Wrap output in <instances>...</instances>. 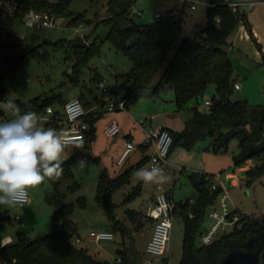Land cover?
<instances>
[{
    "label": "rangeland",
    "instance_id": "1",
    "mask_svg": "<svg viewBox=\"0 0 264 264\" xmlns=\"http://www.w3.org/2000/svg\"><path fill=\"white\" fill-rule=\"evenodd\" d=\"M47 1L55 2L56 0ZM187 2L194 4L195 10H190L186 15L182 34L176 44L177 48L183 39L192 37L194 31L201 30L206 26V9L210 0H138L134 10L139 11L141 15L135 16L134 21L139 25H149L154 22L156 14L164 19L168 11L176 6L179 9L183 8L184 3ZM242 5V10L246 9L248 13L252 12V6L245 3ZM67 11L73 16H82L83 21L72 24L71 17L63 14L57 17L55 27L39 31L28 29L20 17L12 21L13 36L8 40V43L13 44L14 47L7 57L0 52V99L6 97L26 102L36 97L58 95L64 100L75 97L89 100L93 95H102L103 88L115 93L118 86L120 87L119 96L123 97L125 81L123 75L118 76V74H125L130 62L120 50L105 39L108 28L102 21L107 16L106 0H72ZM250 20L254 24L256 32L261 30L260 27L264 25L261 18L256 17L254 21ZM87 21L89 23L96 21L93 24V30H89V32L84 28ZM247 22L251 25L248 15ZM244 27L247 38L238 41L232 38L233 45L227 49L233 68V77L241 88L232 92L231 100L247 101L252 106L264 109V55L259 45L258 34L251 33L253 31L249 32L245 25ZM76 30H79V34L87 36L91 41L97 38L98 53L82 67L79 81L74 84L71 80L74 58L70 44L80 39ZM31 32L40 33L42 40L39 47L34 48L22 39L24 35ZM90 33L91 35H89ZM172 53L162 65L158 76L166 67ZM158 76L136 101L130 103L125 111L120 112L122 114L116 118L120 133L116 137H107L104 134L105 123L101 117L99 118L95 125V154L92 153L93 157L98 159L97 161L86 156L84 145L83 149L72 148L69 150L67 160L72 159L71 175L64 174L60 177L59 191L64 194V197L57 205L49 204L46 200L53 192V187L50 180H45L42 185L30 192V196L34 198L35 202L31 211L25 212L26 206L12 208L0 206V213L6 214L10 218L0 222V238L10 235L16 240L20 235L28 239H36L52 232L55 230L52 218L54 210L71 202L74 203V209L70 220L77 225V237L81 238L79 244L76 243L77 238L74 239V244L77 247L84 248L89 244L88 237L90 235L94 236L100 231L112 229L105 210L96 202V189L100 174L106 171L108 175L114 176L125 168L135 165L139 161V156L144 155L139 148H136L129 154L123 165H117V160L125 149L124 126L131 125L133 129H138L137 124L144 123L145 132H151L157 131L159 124H167L164 126L175 133H180L193 116L194 111L191 108L196 107L198 112L207 113L210 106H206L205 101H211L216 96L214 85H209L197 103H191L188 108L179 110L173 89L165 88L158 93L153 92ZM60 106L58 103L51 105L52 108ZM151 117H153L152 127L146 121ZM141 120L145 122H141ZM211 143V139H205L190 148L176 145L170 151L168 158V162L172 164L165 173L170 177L168 182L164 184L142 182L140 194L133 197L135 187L139 183L133 178L128 185L119 189L112 196L111 200L117 206L115 216L124 226L133 230L136 247L139 251L146 248L145 240L148 231L144 229V231L135 232L136 230L133 229L135 224L129 221L127 211H144L151 195L158 191L159 185L163 191L171 192L175 203L193 198L194 189L188 177L192 173H207L219 178V181L215 182L229 191L230 210H236L248 216L262 214L264 178L248 185L245 171L234 166V158L240 154L237 139L230 142L228 150L224 153H214ZM151 150L146 152L149 153ZM80 160L86 161L85 167L77 166V162ZM142 167H148L147 163ZM80 198L84 200V206L79 205ZM48 207H52L53 210L47 212ZM213 207L219 208L217 203ZM209 212L210 209L207 211L202 230L208 229L212 225ZM140 222H143V218L140 219ZM140 229H143V226ZM114 235L112 241L91 242L90 244L92 250L99 251L100 254H107L106 264H114L117 259L115 249L121 247L120 234ZM182 238L183 223L180 216L175 213L167 249L170 264H179ZM197 244L199 245L198 240Z\"/></svg>",
    "mask_w": 264,
    "mask_h": 264
},
{
    "label": "trees",
    "instance_id": "2",
    "mask_svg": "<svg viewBox=\"0 0 264 264\" xmlns=\"http://www.w3.org/2000/svg\"><path fill=\"white\" fill-rule=\"evenodd\" d=\"M5 1L16 6L21 13L46 10L56 18L63 14L70 16L72 24L83 21L82 16H73L67 11L72 0ZM137 1L106 0L108 17L102 21L108 28L105 39L120 50L131 64L129 71L123 75L125 88L121 99L125 101L126 107L142 95L173 52L166 67L159 74L153 92L158 93L165 88L173 89L179 110L188 108L191 103H197L209 85H214L216 96L210 101V110L207 113L198 112L196 107L191 108L194 111L193 116L180 133L164 129L172 136L171 150L176 145L190 148L199 141L211 139L214 153H224L230 142L237 139L240 154L234 158V166L242 168L248 162L252 163L245 170L248 185L264 178V109L252 106L247 101L231 100L236 82L227 49L236 29L240 25L248 24L247 11L238 6H230V3H234L233 0H210L206 9V26L194 31L192 37L183 39L176 48L187 15L185 8L179 9L176 6L167 12L164 19L155 17L151 24L139 25L130 16ZM216 17L219 22L215 20ZM12 21L0 8V52L5 57L14 47L8 43L13 36ZM97 42V38L90 42L85 36L70 44L74 58L71 77L74 84L79 81L82 67L98 53ZM80 100L86 108L89 107V103ZM95 100L101 108L105 107L106 104L101 99ZM15 102L22 111L31 110L40 114L54 103L64 105L66 100L53 95ZM100 117V113L90 111L85 118L89 131L83 142L84 153L93 161L98 160L92 156L90 150L95 138V125ZM237 129L242 130L234 134ZM71 160L64 162L62 175H71ZM147 162L148 158L143 157L137 164L126 168L114 178L103 171L98 180L96 202L105 210L112 231L121 236V248L116 251L121 264H142L144 255L136 248L132 237L133 230L116 218L117 206L111 198L119 189L128 185L133 178L132 173ZM188 177L194 196L174 203L173 209V215L177 213L183 223L179 264H257L264 253V214H243L239 228L221 235L209 245H198L197 240L203 232L207 211L217 203L221 187L217 184L216 189H212V185L216 183L212 175L192 173ZM50 181L53 192L46 200L49 204L57 205L64 197L59 191L60 179ZM140 190L141 184L135 187L132 196H138ZM78 202L80 206L85 204L81 198ZM73 209L74 203L71 202L54 210L52 218L55 230L52 232L36 239L18 235L16 240L0 247V261L3 264H103L85 249L74 244L78 231L77 225L70 220ZM126 214L129 221L135 224V230L151 221L133 210H128ZM141 218L143 222H140ZM9 219L6 214L0 213V222Z\"/></svg>",
    "mask_w": 264,
    "mask_h": 264
},
{
    "label": "built area",
    "instance_id": "3",
    "mask_svg": "<svg viewBox=\"0 0 264 264\" xmlns=\"http://www.w3.org/2000/svg\"><path fill=\"white\" fill-rule=\"evenodd\" d=\"M246 4L248 6H253L256 3L250 2ZM229 5L232 7L243 6L242 4L237 3H230ZM187 6L191 10L195 8V5L190 2L187 3ZM0 8L11 20L20 17L25 26L33 31H39L44 28H53L56 25V16L46 10H30L28 12L21 13L17 10L16 6L5 0H0ZM140 15L141 13L134 10V8L130 12V16L133 18ZM156 18H159V15H156ZM215 20L219 22V18L216 17ZM76 33L79 34V30H76ZM79 37L84 38L85 35L79 34ZM234 88L235 90H238L240 89V86L235 84ZM110 95V91L105 88L102 89L101 100L106 104L105 108L108 112H121L127 109L126 103L123 99H116L110 97ZM5 99L7 98L2 97L0 101ZM205 105L209 106L210 101H205ZM89 112L90 111L85 107L83 102L76 98L65 103L63 113L56 111L52 107H46L39 116L41 117V122L45 127H51L59 131H63L67 133L70 139L77 141L82 140L84 142L89 131V126L85 121ZM9 119H11V117L2 112L0 115V122L7 121ZM140 127L144 130L145 124H140ZM103 132L107 137H116L120 133V127L117 121L111 120L108 122L103 128ZM172 143V136L167 130L163 129L151 132H145L144 130L143 145L153 148V152L148 158V167H151L153 162H155L158 163L166 173ZM136 148L137 146L134 143L127 140L125 142V149L117 160V165H123L129 154ZM216 187L217 183L212 185L213 190H215ZM157 189L158 191L155 195L153 206L148 212V218L153 222V231L149 241L147 242L145 253L146 255L152 257L150 264H170L166 261V259L168 257L167 249L170 231L173 225L174 203L170 200L168 192L163 191L160 185ZM229 201V191L224 187H221V193L217 200L219 208H210L209 218L212 220V225L200 234L198 238L199 245H209L221 235L229 233L241 226L243 214L236 210H230L228 205ZM262 214H264V209L262 210ZM190 217L192 216L190 215ZM93 239L98 242L112 241L114 239V234L112 232L100 231L93 236ZM12 241L11 237H4L1 240L0 247L8 245ZM0 264L3 263L0 261ZM114 264H121V259L117 258L114 261ZM257 264H264V253L261 254L260 260Z\"/></svg>",
    "mask_w": 264,
    "mask_h": 264
},
{
    "label": "clouds",
    "instance_id": "4",
    "mask_svg": "<svg viewBox=\"0 0 264 264\" xmlns=\"http://www.w3.org/2000/svg\"><path fill=\"white\" fill-rule=\"evenodd\" d=\"M0 112L11 117L0 122V206L23 207L29 202L30 192L45 180L60 179L69 150L83 149V141L45 127L38 113L22 111L14 99L0 101ZM85 165L84 160L77 162L80 168ZM132 175L144 183L164 184L170 179L155 162Z\"/></svg>",
    "mask_w": 264,
    "mask_h": 264
},
{
    "label": "crops",
    "instance_id": "5",
    "mask_svg": "<svg viewBox=\"0 0 264 264\" xmlns=\"http://www.w3.org/2000/svg\"><path fill=\"white\" fill-rule=\"evenodd\" d=\"M250 2H255L256 4L255 5H253L252 6V8H253V10H252V12H250V13H248L247 12V15H248V18H249V22L251 23V25L248 23L247 25H245L246 27H247V30L249 31V32H251V31H253V32H251V33H255V34H258L257 35V37L259 38V41H260V43H259V45H260V47H261V51H262V53H263V55H264V25H263V23L262 22H264V2H260V1H258V0H240V1H234V3H237V4H242V3H250ZM137 3V2H136ZM188 3V2H187ZM187 3H184V8H185V11L188 9V11H186L188 14H189V11L191 10V9H189V7L187 6ZM136 5V4H135ZM134 5V6H135ZM186 7H187V9H186ZM193 10H195V8L193 9ZM243 10H246V9H243ZM247 11V10H246ZM156 15H159V14H156ZM156 15H155V17H156ZM108 17V12H107V16L105 17V18H103V20H105L106 18ZM159 17L161 18V16L159 15ZM261 18V20H262V22H261V25H263V26H259L260 28H261V30H257V32L254 30V24L251 22V20L250 19H252L253 21H254V19L255 18ZM96 21H98L97 19H95ZM95 21V22H96ZM95 22H86V25L84 26V28L86 29V31L87 32H89V30H93V24L95 23ZM246 28L244 27V25H240L237 29H236V31H235V35L233 36V38L236 40V41H238V40H243L245 37H246V31H244ZM92 33V32H91ZM91 33L89 34V35H91ZM247 38V37H246ZM41 40H42V38H41ZM94 40V39H93ZM92 40V41H93ZM89 41L91 42V40L89 39ZM233 44L231 43V45H230V47L229 48H231V46H232ZM130 67H131V64L129 63V67H128V70L125 72V73H127L128 71H129V69H130ZM121 75H124V74H118V76H121ZM235 82H236V80H235ZM118 83V82H117ZM235 84H238L237 82L235 83ZM118 89H117V91L115 92V93H113V92H111L110 91V97H113V98H116V99H121L120 98V96H119V86L117 87ZM125 88V85L123 86V89ZM241 89V88H240ZM240 89H238V90H240ZM237 90V91H238ZM95 98H98V99H101L102 98V95H100V96H96V95H93V96H91L90 98H89V100H87L86 98H84V99H82L83 101H84V103H89L90 105H89V107L87 108L89 111H93V112H96V113H100L101 114V119L104 121V126L108 123V122H110L111 120H116V118L120 115V114H122V113H120V112H114V113H110V112H108L107 110H106V108L104 107V108H101L99 105H98V103H97V101L95 100ZM72 99H76V97L75 98H72ZM72 99H66V102H68L69 100H72ZM77 99H80V98H77ZM65 102V103H66ZM65 105V104H64ZM64 105H61L60 107H58V108H54L56 111H58V112H61V113H63V109H64ZM42 113H40L39 115H41ZM129 114V113H128ZM152 120H153V117H151V118H149V119H147L146 121L147 122H149V125H150V127H152L153 126V123H152ZM141 122H145V121H142L141 120ZM142 124V123H141ZM164 125H167V124H159V126H158V129H156L157 131H159V130H163V129H169V130H171L170 128H168L167 126H164ZM137 126H138V129H133L132 127H131V125L129 126V125H127V126H124V131H125V136H124V140H125V142L128 140V141H131L132 143H134L136 146H137V148H139L143 153H144V155H141V156H139L140 158H139V161L143 158V157H147V158H149V156L151 155V153L153 152V148L152 147H150V146H144L143 145V141H144V130L140 127V124H137ZM145 128H146V126H145ZM184 130V129H183ZM182 130V131H183ZM96 135H95V138H94V141L92 142V144H91V154L93 153V154H95V150H94V146H95V143H96ZM125 142H124V144H125ZM149 149H152L151 150V152H149V153H147L146 151L147 150H149ZM93 156V155H92ZM139 161H137L135 164H137ZM172 164L170 163V162H168V166H167V168L168 167H170ZM251 165H252V163L251 162H248L247 164H246V166L245 167H242V168H239L240 170H247L248 168H250L251 167ZM119 166V165H118ZM134 166V165H133ZM131 167V166H130ZM128 168V167H127ZM126 169V168H125ZM124 169V170H125ZM123 172V171H122ZM122 172H120V173H122ZM167 172V171H166ZM120 173H117V174H115L114 176H110L111 178H114V177H116L117 175H119ZM201 174H207V173H201ZM209 175V174H208ZM134 179H136L135 177H133ZM132 178V179H133ZM131 179V180H132ZM137 180V179H136ZM214 180L215 181H219V178H215L214 177ZM138 181V180H137ZM217 183V182H216ZM139 184H141V186H142V181H139V183H138V185ZM218 185H219V183H217ZM166 192H168V194H169V196H170V200L173 202V203H175L174 202V200L172 199V196H171V192L170 191H166ZM156 193H157V191L155 192V193H153L152 195H151V197H150V200L148 201V203L146 204V206H145V209H144V211H135V210H133V211H135V212H137L141 217L142 216H146L147 218H148V212H149V210L151 209V207L153 206V203H154V198H155V195H156ZM34 198L33 197H31L30 196V202L27 204V205H25L26 207H25V209H24V211L25 212H27V211H31L34 207H33V205H34ZM53 210V208L52 207H48V209H47V212H51ZM173 217H174V215H173ZM17 218V217H16ZM18 219V218H17ZM150 225V227L148 228V226ZM146 227V228H145ZM172 227H173V225H172ZM208 227V226H207ZM206 227V228H207ZM144 229H146L147 231H148V233H147V238H146V240H145V243H147V241H149V239H150V237H151V235H152V231H153V222H152V220L148 223V224H146L145 226H143V229H138V230H136L135 232H140V231H144ZM205 230H207V229H203V231H205ZM103 231H107V232H112L113 234H116L115 232H113L112 231V229H106V230H103ZM7 236H9V237H11L10 235H5L4 237H7ZM115 236V235H114ZM4 237H2V238H0V246H1V240L4 238ZM132 237H133V239H134V233L132 232ZM89 244H87V245H85L84 246V248L83 249H85L92 257H94L96 260H98V261H100V262H102L103 264H106V257H107V254H100V252L99 251H95V250H92V246H90V244H91V242H94V243H98V241H95L94 239H93V236L92 235H90L89 237ZM11 239L12 240H14L12 237H11ZM78 240V241H77ZM114 240V239H113ZM134 241H135V245H136V240L134 239ZM100 242V241H99ZM76 243H81V238H80V236H78L77 237V239H76ZM121 243H122V239H121V242H120V245H121ZM121 248V247H120ZM120 248H116L115 250L117 251L118 249H120ZM137 248V247H136ZM138 249V248H137ZM139 251V250H138ZM143 255H144V261H143V263L142 264H150V262L152 261V257H149L148 255H146V253H145V250L143 249V251H140ZM96 253H97V255H96ZM101 257H103V258H101ZM101 259H103V260H101ZM166 261L168 262V263H170L169 262V259H168V257H167V259H166Z\"/></svg>",
    "mask_w": 264,
    "mask_h": 264
},
{
    "label": "water",
    "instance_id": "6",
    "mask_svg": "<svg viewBox=\"0 0 264 264\" xmlns=\"http://www.w3.org/2000/svg\"><path fill=\"white\" fill-rule=\"evenodd\" d=\"M41 35L39 32H31L23 36V40L27 41L32 47H39L41 45ZM242 129H237L234 134L241 132Z\"/></svg>",
    "mask_w": 264,
    "mask_h": 264
}]
</instances>
